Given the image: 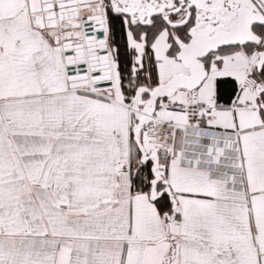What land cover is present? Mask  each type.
<instances>
[{
  "label": "snow or ice",
  "instance_id": "obj_1",
  "mask_svg": "<svg viewBox=\"0 0 264 264\" xmlns=\"http://www.w3.org/2000/svg\"><path fill=\"white\" fill-rule=\"evenodd\" d=\"M0 264H264V0H0Z\"/></svg>",
  "mask_w": 264,
  "mask_h": 264
}]
</instances>
